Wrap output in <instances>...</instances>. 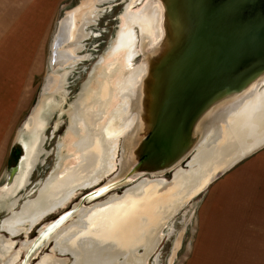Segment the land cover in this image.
Listing matches in <instances>:
<instances>
[{"label":"bare ground","instance_id":"1","mask_svg":"<svg viewBox=\"0 0 264 264\" xmlns=\"http://www.w3.org/2000/svg\"><path fill=\"white\" fill-rule=\"evenodd\" d=\"M91 1L90 4L86 2L73 8L66 15L69 28L66 31L67 39L66 37L64 39L71 42L58 48V59L55 57L57 67H67L63 71L65 75L71 71H68L69 68L82 60V56L77 54L81 49L79 45L81 40L88 37L85 27L96 20L101 11L99 6L111 0ZM155 1L159 3L158 0ZM158 3L149 2L134 16L125 13L115 45L108 54L112 56L111 54L117 51L126 50L125 71L117 80L113 81L107 77L91 99L89 108L84 106L76 110L75 116L72 117L69 131L71 136L76 137L74 146L81 153V162L70 170L53 175L42 185L33 201L24 203L19 212L12 213L4 220L1 226L8 232L19 233L26 223L33 224L55 211L57 209L55 207L63 206L77 190L93 185L110 172L114 167L112 158L115 153V141L122 131H119L120 129L125 128L126 131L128 125L136 122L135 127H131L123 137L130 136L128 140L131 145L134 138H137V132L141 127L137 114L120 119L117 118L120 117L117 116L120 110L108 114V117H105L108 113L105 111L115 94L120 100L124 96H129L132 103L138 93L143 66H131V61L138 52L136 48L138 38L133 25H138L143 34L147 35L149 32L155 39L160 37L155 43L158 45L163 36V11L161 4ZM108 75L109 71L104 68L103 76ZM55 77L48 83L51 92L57 90L59 80L62 78L61 75ZM263 80L264 75L254 80L242 92L208 110L198 122L200 139L194 146L195 153L186 168L176 166L169 180L161 177L141 178L127 187L122 194H112L102 200L103 202L88 207L86 211L83 210L85 212L80 214L79 220L73 226L64 229L51 252L57 250L59 253L71 255V264H141L144 256H148L158 244L160 229L179 207L203 190L217 170L229 166L242 155L264 144V87L260 88L257 94L253 92ZM134 83L138 85L133 94L130 90ZM32 116L31 113L25 127H22L23 130L28 131L31 128ZM103 119L107 121L102 123ZM35 127L38 129L37 134L31 139L29 147L27 146V155L21 170H17L11 182L0 187V198L13 194L14 189L24 187L41 154L47 153L42 147L45 140L42 136L43 124ZM82 128L85 130L84 133H81ZM110 129L113 132H109ZM116 133L117 136L113 135ZM133 134L137 135L134 137ZM129 146L124 143L123 156L127 149L131 148ZM100 191L99 194L102 193ZM15 203L11 205L14 206ZM76 211L77 209L72 210L71 213L76 214ZM56 223L48 230L52 231ZM12 244L13 241L10 240L2 241L0 255L5 256V252ZM139 248L145 250L143 256L137 254ZM49 255L53 254H47ZM119 258H122V261H119ZM57 263L51 257H43L38 264ZM60 263L65 264L64 261H59Z\"/></svg>","mask_w":264,"mask_h":264},{"label":"rangeland","instance_id":"2","mask_svg":"<svg viewBox=\"0 0 264 264\" xmlns=\"http://www.w3.org/2000/svg\"><path fill=\"white\" fill-rule=\"evenodd\" d=\"M152 1L158 3L155 0H111L102 3L99 6L101 11L96 20L92 24L87 25L84 29L88 32V37L81 40L79 44L81 45V49L77 54L78 56H82V60L77 62L72 68H69L68 71H71L65 75L63 71L67 67H57L58 62L53 58V55L55 54L54 56L58 59L59 55L54 53V50L58 51V48L69 44L71 41L64 40L60 42V45L56 48L54 39L59 34L58 24L73 8L86 2L90 4L92 1L42 0L37 11L39 19L43 22L42 27H40V25L38 27V36L34 33L30 34L33 38L31 39V44L24 42L28 49L22 52L18 50L16 52L19 55L17 58L12 57L5 61L6 63L9 61L13 63L15 61L14 64L8 65V68H18H13L11 69L12 71L4 73H11L9 76L10 79L6 81L5 84V81H2L0 78V83L4 87L0 90V97L4 96V98H6L9 93L12 94L15 90H18V102L16 105L17 110L11 114V117H8V107L4 108V106H2V109L0 108V113H2L0 117V187L8 182L10 169L15 168L23 156L18 167V171L21 170L23 161L27 155V146L29 147L31 139L37 134L36 131L38 129H36V125L39 126L43 124L42 136L45 137V140L42 147L47 153L41 154L29 176L28 183L24 185V187L14 189L13 194L5 198H0V243L8 240L16 243V247L12 245L8 248V251L5 252V256L2 254L0 255V264H7L10 261L13 262L12 260L14 256L18 255V252L20 258L12 264L23 263L26 257L24 244L36 242L41 239L47 227H50L49 225L56 222L57 225L55 229L49 232L51 234L50 238L46 240L45 244H42L35 250L34 255L31 259L27 260L25 264H38L43 257H51V259L58 262L57 264H59V261H64L65 264H71V255L59 253L57 250L51 252V249L58 241L64 229L71 225L73 226L74 223L79 220L80 214H83L88 207L103 202L112 194H122L127 187H130L141 178L145 177L151 179L161 177L165 180L171 179L173 169L160 176H154L153 173L151 174L149 172L135 174H132V172L127 177L129 179L128 183L111 187L102 192V194L83 199L85 195L97 190L102 185L110 183L121 171L127 169L131 154L137 152L133 150L135 145L133 143L131 145L128 140L130 136L125 138L123 136L129 129L131 130V127H135L136 122H134L131 126H127L126 131L125 128L119 130L122 131L115 141L116 149L114 148L115 153L112 158L114 167L98 182L77 190L63 206L55 207V209L57 208L55 211L41 217L39 219L40 221L37 220L33 224L26 223L19 233L12 234L1 226L2 222L12 213L19 212L24 203L33 201L42 185L47 183L53 175L70 170L81 162V153L74 146L76 137L71 136L69 131L72 117L75 116L76 110L82 109L84 106L89 108L88 105L91 99L100 88L102 82L106 81L107 77H110V79L114 81L123 74L125 71L124 58L126 50L117 51V53L111 54L112 56L108 54L115 45L116 38L122 22L124 21L125 13L128 12L130 16H134L138 14V12H141L146 4ZM36 17L37 15H34V18ZM34 18H29L25 22L33 21ZM133 28L138 38L136 42L138 52L132 59L131 66H143L141 77H146L148 60L143 52H151L150 54L154 56L157 48L155 43H157L160 37L155 39L149 32V35L143 34L136 24L133 25ZM23 29L28 30L25 26H22L17 32L21 33L24 31ZM19 35L23 36L22 34ZM25 39L26 37L22 40ZM65 39H67V36ZM19 41L21 43V40L18 39L14 44ZM104 68L109 71L110 75L106 77L103 76ZM49 75L51 80L55 79L56 75L62 76L58 83V88H60H57L54 92L49 91V89L44 90ZM137 85L136 83L132 84L130 92L134 94ZM9 86L13 89L7 91L5 88ZM18 86H20L19 89ZM263 87L264 80L253 92L257 94L259 89ZM119 98L117 94L114 95L112 101L106 108L105 112L108 113L105 117H108V114H112L116 110H120L117 115H120V117L117 118L123 119V117L126 118L131 114H137L140 120L138 111L140 105L138 104L139 99H137V93L132 103L129 96H124L122 100ZM31 113L33 115V123L31 122V128L28 131H24L22 127ZM112 117L115 116L112 115ZM105 119L102 120V123L107 121ZM145 120H147V118H145ZM141 122L142 119L140 120V123ZM106 124H108V122ZM21 130H23V132H21ZM111 131L113 132V130L110 129L109 132ZM84 132L85 130L82 128L81 133ZM117 134L118 133L113 135L117 136ZM124 143L130 145L131 148H129V146V149H127V152L123 156ZM194 153L195 149H192L188 153V156L184 157L183 161L177 166L186 168L185 166L188 165V161L192 158ZM135 171L139 172L140 169ZM222 176L223 175L219 174L217 177L215 176L216 178L213 177L205 187L206 189L204 188L190 197L188 201L166 220L164 226L158 233L160 237L158 244L148 256L142 257L143 262L141 264H186L191 245L198 240L199 225L197 223V217L200 214L201 205L204 203L205 199L208 198L209 200V194L212 188ZM206 195L209 196L207 197ZM208 200H206V202ZM13 202H16L14 206L11 205ZM76 209V214L71 213L72 210L75 211ZM143 252H145V250L143 251L141 248L137 250L138 255L143 256V254H145ZM47 254L53 255L47 256ZM119 261H122V258H119Z\"/></svg>","mask_w":264,"mask_h":264},{"label":"water","instance_id":"3","mask_svg":"<svg viewBox=\"0 0 264 264\" xmlns=\"http://www.w3.org/2000/svg\"><path fill=\"white\" fill-rule=\"evenodd\" d=\"M158 1L163 36L154 56L143 52L148 69L138 85L142 122L132 141L137 153L131 154L125 171L83 199L128 183L132 172L163 174L174 169L200 139L198 122L208 110L264 75V0ZM68 26L64 17L54 39L56 48ZM47 80L44 90L50 75ZM252 152L217 170L212 179ZM17 170L18 165L10 169L8 182Z\"/></svg>","mask_w":264,"mask_h":264},{"label":"crops","instance_id":"4","mask_svg":"<svg viewBox=\"0 0 264 264\" xmlns=\"http://www.w3.org/2000/svg\"><path fill=\"white\" fill-rule=\"evenodd\" d=\"M41 2L0 0V78L4 84L11 74L4 73L18 68H8L15 61H5L17 58L18 50L28 49L24 42L31 44L33 38L30 34L38 36V27L43 24L37 14ZM29 18L34 19L25 22ZM22 26L28 30L18 33ZM18 39L21 43L14 44ZM3 88L0 83V90ZM17 91L9 93L6 98L0 97V108L8 107V117L17 110ZM221 175L209 194V200L206 195L207 199L201 205L197 217L198 240L191 245L186 264H264V146Z\"/></svg>","mask_w":264,"mask_h":264},{"label":"flooded vegetation","instance_id":"5","mask_svg":"<svg viewBox=\"0 0 264 264\" xmlns=\"http://www.w3.org/2000/svg\"><path fill=\"white\" fill-rule=\"evenodd\" d=\"M40 221V220H39ZM38 221V222H39ZM37 222V223H38ZM57 225V224H56ZM50 227H51V225H49ZM50 227H47V229L45 230V232L43 233V236L41 237V239H39L38 241H36V242H32V243H25L24 244V249H25V251H26V257H25V261L23 262V263H21V264H25V262L27 261V260H29V259H31V257L34 255V253H35V250L37 249V248H39L42 244H45L46 243V240L48 239V238H50L49 237V230L48 229H50ZM31 229V228H30ZM29 229V230H30ZM54 229H55V227H54ZM54 229H52V230H54ZM16 235V234H15ZM12 245H14V247H16V243L15 242H13V244ZM25 246H27V247H25ZM20 255H19V252H18V255H16V256H14V258H13V262L14 261H16L17 259H19L20 257H19ZM7 262V261H6ZM13 262H9V264L11 263H13ZM8 264V263H7Z\"/></svg>","mask_w":264,"mask_h":264}]
</instances>
